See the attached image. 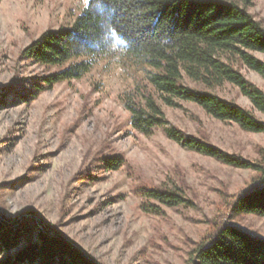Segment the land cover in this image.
<instances>
[{"label": "rangeland", "instance_id": "obj_1", "mask_svg": "<svg viewBox=\"0 0 264 264\" xmlns=\"http://www.w3.org/2000/svg\"><path fill=\"white\" fill-rule=\"evenodd\" d=\"M87 3L3 0L0 4L2 219L39 221L54 231L52 236L63 237L98 264H190L197 245L225 224L264 238L263 217L234 212L237 198L261 183L264 173L190 152L162 130L152 137L136 133L120 100L134 87L135 78L114 64L102 62L85 78L57 84L35 100H12L15 90H31L58 71L26 59L23 50L46 31L71 27ZM249 12L264 27V0H253ZM255 56L264 61V55ZM241 72L264 91L259 75L245 67ZM185 84L204 89L187 78ZM207 91L264 121L237 87L225 84ZM3 94L9 95L6 103H1ZM163 110L170 124L185 135L264 167L263 134L220 122L191 103H182L180 109L163 105ZM111 157L122 158L124 166L108 171L102 164ZM145 186H177L192 206L170 209L148 202L137 194ZM149 203L159 207L160 214L147 212ZM26 246L24 241L4 257L14 258Z\"/></svg>", "mask_w": 264, "mask_h": 264}, {"label": "trees", "instance_id": "obj_2", "mask_svg": "<svg viewBox=\"0 0 264 264\" xmlns=\"http://www.w3.org/2000/svg\"><path fill=\"white\" fill-rule=\"evenodd\" d=\"M252 1L88 0L71 27L46 31L23 50L26 59L58 71L31 90H15L12 100H35L57 84L85 78L102 62L114 64L135 78L134 87L124 91L120 100L136 133L152 137L162 130L190 152L229 167L264 173L262 165L185 135L170 124L163 110V105L180 109L182 103H191L220 122L264 135V121L252 111L207 91L233 85L264 115V91L241 72L245 67L264 80V61L255 56L264 55V27L249 12ZM185 78L205 90L190 88ZM8 99L3 94L1 103ZM124 164L122 158L111 157L102 166L115 171ZM137 194L170 209L192 206L177 186H145ZM145 210L160 214V208L151 203ZM234 212L264 218V180L237 198ZM24 241L27 246L14 258L4 257ZM0 264L93 263L70 244L43 232L33 219H23L15 226L0 221ZM190 264H264V238L225 224L197 245Z\"/></svg>", "mask_w": 264, "mask_h": 264}, {"label": "water", "instance_id": "obj_3", "mask_svg": "<svg viewBox=\"0 0 264 264\" xmlns=\"http://www.w3.org/2000/svg\"><path fill=\"white\" fill-rule=\"evenodd\" d=\"M0 221L3 223V224H5V225H8V226H15V225H17L19 222H20V220H18L17 222H14V223H7V222H5L3 219H2V217L0 216ZM37 224H38V226L40 227V229L43 231V232H45L46 234H48V235H51L49 232H48V230H47V228L42 224V223H40L39 221H37ZM53 237H55V238H57V239H60V240H62V241H65V242H67L68 244H70L66 239H64L63 237H61V236H53ZM71 246H73L72 244H70ZM74 247V246H73ZM74 248H76V247H74ZM87 260H89L91 263H93V264H98V263H96L95 261H93V260H90L82 251H80L78 248H76Z\"/></svg>", "mask_w": 264, "mask_h": 264}]
</instances>
